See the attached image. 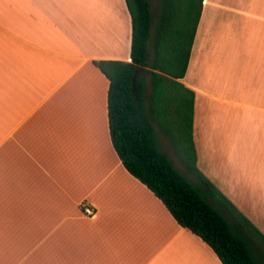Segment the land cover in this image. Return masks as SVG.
I'll return each instance as SVG.
<instances>
[{
	"label": "crops",
	"instance_id": "0c3cea01",
	"mask_svg": "<svg viewBox=\"0 0 264 264\" xmlns=\"http://www.w3.org/2000/svg\"><path fill=\"white\" fill-rule=\"evenodd\" d=\"M130 45L125 0H0V264H221L111 145L93 60ZM181 81L198 169L264 234V0H203Z\"/></svg>",
	"mask_w": 264,
	"mask_h": 264
},
{
	"label": "trees",
	"instance_id": "16d2710c",
	"mask_svg": "<svg viewBox=\"0 0 264 264\" xmlns=\"http://www.w3.org/2000/svg\"><path fill=\"white\" fill-rule=\"evenodd\" d=\"M125 3L131 17L130 61L93 60L108 80V130L117 157L221 264H264V234L196 165L194 91L181 79L203 0H158L154 20L148 0ZM157 130L195 180L174 165Z\"/></svg>",
	"mask_w": 264,
	"mask_h": 264
},
{
	"label": "rangeland",
	"instance_id": "374dc122",
	"mask_svg": "<svg viewBox=\"0 0 264 264\" xmlns=\"http://www.w3.org/2000/svg\"><path fill=\"white\" fill-rule=\"evenodd\" d=\"M149 4H150V9L152 11L153 16V20L155 19V14L157 13V8H158V0H148ZM151 44V42H149V45ZM146 80H147V91H149V75L147 74L146 76ZM237 122L239 123V120L237 119ZM243 130V129H241ZM157 137H158V141L160 146L162 147V149L168 154V156L170 157V159L172 160V162L174 163V165L182 172L186 173L187 176H189L190 179L195 180L196 177L192 174L187 173L186 171V167L185 165L182 163V161L179 159V157L176 155L172 144L170 143V141L168 140V138L160 131L157 130Z\"/></svg>",
	"mask_w": 264,
	"mask_h": 264
},
{
	"label": "built area",
	"instance_id": "2783aa9c",
	"mask_svg": "<svg viewBox=\"0 0 264 264\" xmlns=\"http://www.w3.org/2000/svg\"><path fill=\"white\" fill-rule=\"evenodd\" d=\"M82 211L84 214H86L88 216H93V214H94L93 208L91 206H89L88 204L82 205Z\"/></svg>",
	"mask_w": 264,
	"mask_h": 264
}]
</instances>
